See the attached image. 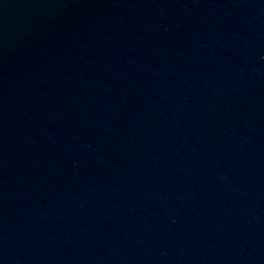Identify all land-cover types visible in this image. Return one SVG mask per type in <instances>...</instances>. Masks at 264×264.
Here are the masks:
<instances>
[{
  "label": "water",
  "instance_id": "95a60500",
  "mask_svg": "<svg viewBox=\"0 0 264 264\" xmlns=\"http://www.w3.org/2000/svg\"><path fill=\"white\" fill-rule=\"evenodd\" d=\"M0 264H264V0H0Z\"/></svg>",
  "mask_w": 264,
  "mask_h": 264
}]
</instances>
